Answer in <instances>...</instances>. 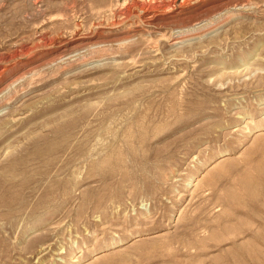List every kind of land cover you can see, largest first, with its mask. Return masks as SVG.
<instances>
[{
  "label": "rangeland",
  "instance_id": "1",
  "mask_svg": "<svg viewBox=\"0 0 264 264\" xmlns=\"http://www.w3.org/2000/svg\"><path fill=\"white\" fill-rule=\"evenodd\" d=\"M263 188L264 0H0V264H245Z\"/></svg>",
  "mask_w": 264,
  "mask_h": 264
},
{
  "label": "bare ground",
  "instance_id": "2",
  "mask_svg": "<svg viewBox=\"0 0 264 264\" xmlns=\"http://www.w3.org/2000/svg\"><path fill=\"white\" fill-rule=\"evenodd\" d=\"M3 178V177H2ZM7 178V177H5ZM12 184V183H11ZM17 184V183H16ZM32 185V184H31ZM8 186V185H7ZM264 189V188H263ZM4 191V190H3ZM48 192V191H47ZM2 194V193H1ZM42 194V193H41ZM25 196V195H24ZM50 202V200L48 201ZM15 203H12L11 205L9 206H13ZM43 204V203H42ZM46 204V203H45ZM256 208V207H255ZM9 208H7L8 210ZM257 209V208H256ZM32 213V212H30ZM35 213V212H34ZM23 214V213H22ZM17 215V214H16ZM24 216V215H23ZM18 217V216H17ZM12 218V217H11ZM13 219V218H12ZM15 219V217H14ZM256 222V221H255ZM260 226L264 228V221H261L260 220ZM258 224V225H259ZM222 225V224H221ZM258 226H256L257 228ZM261 227H258V228H261ZM247 236H251L252 239H254L255 242H258L260 243V245L262 244V246H264V242L261 241L260 239V234L257 233V230L256 229H253V228H247V229H242L241 231H235L232 233V236L229 238L231 239L230 241L231 242H236L239 240V239H243ZM240 242V241H239ZM237 252V251H236ZM262 257H264L263 254L259 253V252H256V251H253V252H241V260L244 261L245 264H264V260L262 259Z\"/></svg>",
  "mask_w": 264,
  "mask_h": 264
}]
</instances>
